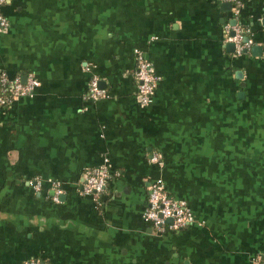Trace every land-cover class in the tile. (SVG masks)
Wrapping results in <instances>:
<instances>
[{"label":"crops","instance_id":"crops-1","mask_svg":"<svg viewBox=\"0 0 264 264\" xmlns=\"http://www.w3.org/2000/svg\"><path fill=\"white\" fill-rule=\"evenodd\" d=\"M232 7H0V71L21 80L30 72L39 83L0 107V264H264V0H239L236 14ZM226 25L241 28L238 55ZM138 51L156 77L146 106L132 76ZM91 76L106 93L96 100L86 95ZM152 152L159 164L148 161ZM103 159L110 174L94 201L78 191L85 168ZM156 179L192 213L178 231L141 218ZM51 182L62 189L58 202Z\"/></svg>","mask_w":264,"mask_h":264},{"label":"built area","instance_id":"built-area-1","mask_svg":"<svg viewBox=\"0 0 264 264\" xmlns=\"http://www.w3.org/2000/svg\"><path fill=\"white\" fill-rule=\"evenodd\" d=\"M8 0H0V7ZM233 3V14L237 13L239 0H223ZM7 21L0 12V28H6ZM225 39L232 42L235 54L238 55L244 46L241 43V28L238 26H228L224 28ZM232 32V34H229ZM135 81V94L141 106L148 105L152 100L156 77L151 63L138 51L135 56V65L132 73ZM39 83L32 73L25 74L22 81L19 76L8 77L6 73L0 71V107L9 106L16 98L30 95L38 87ZM105 90L98 86L96 76H91L87 83L86 95L92 100H96L105 95ZM148 161L153 164L160 163V156L152 152L148 156ZM109 169L106 159L98 165L85 168L80 182L79 194L88 195L94 201L103 193L109 177ZM34 190H39L41 182L33 179L29 182ZM51 200L58 202V197L62 189L57 182H51ZM141 218L144 222L152 226L156 231L165 230L178 231L193 221L191 211L186 207L185 202L172 197L168 194L159 179L153 180L148 184V192L145 207ZM170 219V221H166ZM22 264H49L41 257H30Z\"/></svg>","mask_w":264,"mask_h":264},{"label":"water","instance_id":"water-1","mask_svg":"<svg viewBox=\"0 0 264 264\" xmlns=\"http://www.w3.org/2000/svg\"><path fill=\"white\" fill-rule=\"evenodd\" d=\"M226 5H228V4L226 3ZM230 34H232V32ZM227 46L230 47L231 50L233 49V44L232 43H227ZM23 80H24V77H22V81ZM166 221H170V219H167Z\"/></svg>","mask_w":264,"mask_h":264}]
</instances>
